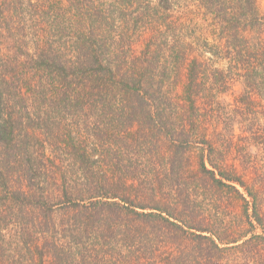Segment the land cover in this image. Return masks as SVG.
<instances>
[{
    "label": "trees",
    "instance_id": "1",
    "mask_svg": "<svg viewBox=\"0 0 264 264\" xmlns=\"http://www.w3.org/2000/svg\"><path fill=\"white\" fill-rule=\"evenodd\" d=\"M2 26L0 264H264V170L227 158L264 150L258 0H0Z\"/></svg>",
    "mask_w": 264,
    "mask_h": 264
},
{
    "label": "rangeland",
    "instance_id": "2",
    "mask_svg": "<svg viewBox=\"0 0 264 264\" xmlns=\"http://www.w3.org/2000/svg\"><path fill=\"white\" fill-rule=\"evenodd\" d=\"M259 2V6L262 12H264V0H258ZM32 18V17H31ZM33 19V18H32ZM3 29V26L2 28ZM29 30V28H28ZM31 33V31H30ZM3 34L0 35V39L3 40L2 38ZM8 39V38H7ZM8 44L10 46H12V51H16V46L14 45L13 41H11L10 39H8ZM29 46H32V43L30 42ZM179 78V79H178ZM179 80L180 83V77L177 76L175 77V81ZM241 89V85L240 84H235L231 89H229L228 91L224 92L221 94V100L224 104H230L233 102L234 100V96L240 91ZM238 127L239 125H235V130L238 132ZM252 143V142H251ZM249 143V144H251ZM242 146L246 147L245 149H247V151L249 152L246 156L245 155H241V156H245L244 158L241 156H236V155H232L229 154L227 155V158H230L233 162L236 163H240L242 161V159H246L248 161H252L251 163H255L257 165V161H259V165L262 166V170H264V150L257 148V145H255V143H252V145L246 146V142L242 143ZM201 150L199 148H195L193 149V151L190 153L191 158H192V164L197 167L198 162H199V156H200ZM243 163V162H241ZM191 165V164H189ZM194 166L192 168L189 169L188 172L184 173L183 176L184 177H188L191 174L194 173H190L192 169H195ZM254 181L257 182V173L253 175ZM264 182V179H262ZM228 201H225V203L222 205L221 209L219 208H208L207 212H209L208 217L210 218V220H212V223H216V225H218V227H224L221 228V230H230L231 233H233L234 231H239V229L242 227L243 222L241 219V213H242V209L241 207L237 206L236 204H230L227 203ZM228 204V205H226ZM226 205V207H225ZM217 213L218 216H217ZM226 223V225H225ZM12 234V233H11ZM12 240H14L15 236L13 235L12 237H9ZM123 253H125V250H122ZM234 257V256H233ZM251 260V259H250ZM250 264H254L253 261H251Z\"/></svg>",
    "mask_w": 264,
    "mask_h": 264
}]
</instances>
